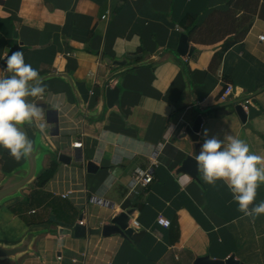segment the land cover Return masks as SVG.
Masks as SVG:
<instances>
[{"label": "crops", "instance_id": "1", "mask_svg": "<svg viewBox=\"0 0 264 264\" xmlns=\"http://www.w3.org/2000/svg\"><path fill=\"white\" fill-rule=\"evenodd\" d=\"M229 1L0 0V77L7 75L1 59L21 43L25 62L40 76L70 73L91 113L79 109L63 78L44 80V95L28 98L43 110L57 107L60 121L58 134L45 118L25 124L27 130L32 133L43 123L45 141L72 159L63 163L43 154L37 176L0 206V241L16 243L28 231L36 232L30 251L0 259V264H194L200 256L225 260L231 255L246 264H264V215L253 220L239 212L223 181L213 187L198 171L195 177L179 171L191 153V140L180 135L199 111L202 144L205 138L232 135L264 156V38H259L264 0L241 41L223 49L228 36L211 43L188 39L194 46L191 55L175 53L185 14H197L200 25L211 12L228 10ZM105 55L129 64L112 81L120 94L111 107L101 106L100 85L115 69L103 61ZM152 57L157 59L133 66ZM226 83L234 93L222 101ZM246 97L242 121L234 101ZM76 141L83 143L74 146ZM25 160L16 161L0 147V181ZM88 162L95 167L89 170ZM53 163L49 179L38 185L39 175ZM137 169H150L152 180L136 183ZM69 190L70 196L63 197ZM92 195L105 202L88 200ZM261 201L264 184L255 203ZM128 208L134 209L129 219L133 233L103 236L102 226ZM160 214L169 226L157 222ZM51 216L78 222L86 234L59 235L60 224Z\"/></svg>", "mask_w": 264, "mask_h": 264}, {"label": "clouds", "instance_id": "2", "mask_svg": "<svg viewBox=\"0 0 264 264\" xmlns=\"http://www.w3.org/2000/svg\"><path fill=\"white\" fill-rule=\"evenodd\" d=\"M3 59L7 75L0 77V147L20 161L35 151L23 126L45 118L44 110L28 98L42 97L46 86L38 70L25 62L22 50ZM37 126L43 131V123ZM194 160L203 182L215 187L223 181L244 216L255 220L264 215V201L255 203L257 189L264 184V156L253 153L245 141L232 135L205 138Z\"/></svg>", "mask_w": 264, "mask_h": 264}, {"label": "water", "instance_id": "3", "mask_svg": "<svg viewBox=\"0 0 264 264\" xmlns=\"http://www.w3.org/2000/svg\"><path fill=\"white\" fill-rule=\"evenodd\" d=\"M17 38V35L15 36ZM21 50V43H16L12 45L7 53L11 55L13 51ZM194 50V46L190 45L187 35L182 32L179 39V44L176 48L175 53L179 56H190ZM6 55V56H7ZM5 56V57H6ZM4 58V57H3ZM1 59L2 65L6 68L5 59ZM157 57H152L147 60L136 62L133 66H139L143 64H148L155 61ZM103 61L115 68L113 72L107 75L101 85H100V97H101V106H104L106 103L109 107L117 105L119 103V94L120 88L119 85H112L116 74L121 71L123 68L128 67V60L125 58H112L105 55ZM5 76V75H4ZM41 78L44 80L49 78H63L66 79L71 86V89L77 99L79 109L88 116H91V113L87 112L84 105V100L81 94L78 92L75 81L70 73L67 72H51L44 75H41ZM261 90V89H259ZM255 95V93H253ZM249 97L243 99H237L235 102V111L239 115L242 121H245L247 118V112L244 108V102ZM250 102L256 106H259V102L255 97H250ZM203 111H199L198 115L195 117L192 123H188L185 126L184 131L180 135L181 137L187 136L191 140V153L187 154L182 160L179 171H187L192 176H196V162L194 156L199 153L202 141L199 137V130L203 123ZM45 121L48 124H55L54 134H58V124H59V111L57 107H46L44 106ZM24 130L27 133L29 139L33 141L35 151L34 153L25 160V163L14 169L13 171L7 173L3 179L0 181V206L7 200L19 196L21 190L25 188L38 174L39 170V160L43 154H48L51 156H56L57 160L63 163H69L72 159L71 155L65 153L64 151H58L57 146L52 147L45 141L43 131L39 127L35 126V130L30 133L25 125L23 126ZM95 165L92 162H88V169L91 170ZM134 212V209L128 208L125 211L118 213L115 217L111 219L109 223H106L101 228V233L103 236H108L111 234H120L123 236H130L135 227L134 225H129L130 215ZM51 220L59 223L58 227L59 235L71 234L73 233L76 237H83L86 234V228L79 224L78 222L73 225L55 219L51 216ZM94 232H99L95 230ZM36 235L35 231H28L21 240L16 243H6L0 241V259H17L21 254L31 250V243ZM194 264H246L236 259L234 255H231L225 260L212 259L209 256H200L197 257L194 261Z\"/></svg>", "mask_w": 264, "mask_h": 264}, {"label": "trees", "instance_id": "4", "mask_svg": "<svg viewBox=\"0 0 264 264\" xmlns=\"http://www.w3.org/2000/svg\"><path fill=\"white\" fill-rule=\"evenodd\" d=\"M258 3L259 0H230L231 7L228 10L211 12L204 21L205 24L202 23L203 25L197 24V14L187 13L181 19L180 27L189 40L198 43H211L219 36L222 38L228 36L223 43V49H225L245 37L253 22V14ZM53 169L54 163L39 175L38 185L42 186L49 179Z\"/></svg>", "mask_w": 264, "mask_h": 264}, {"label": "built area", "instance_id": "5", "mask_svg": "<svg viewBox=\"0 0 264 264\" xmlns=\"http://www.w3.org/2000/svg\"><path fill=\"white\" fill-rule=\"evenodd\" d=\"M109 14L110 13L108 11L102 17L106 18ZM259 38L263 39L264 35H261ZM233 93H234L233 85L231 83H226L222 92L220 93V99L222 101L228 100L229 98H231L233 96ZM248 101H249V99H247L245 102H248ZM82 143H83L82 141H76L73 144H74V146H81ZM152 178H153V175H152L150 169H146V170L137 169L135 174H134V177H133L134 181L136 183H140L141 185H146L147 183H149L152 180ZM70 194H71V190L67 191L66 193H63L62 196L63 197H69ZM88 200H90L92 202H98V203H104L105 202L101 198H98V197L93 196V195L90 196L88 198ZM80 222L83 223V221H80ZM157 222L163 226H169L171 223L170 220L168 218H166L165 216H163L162 214H160L157 217ZM134 223L137 224L136 221H134Z\"/></svg>", "mask_w": 264, "mask_h": 264}]
</instances>
